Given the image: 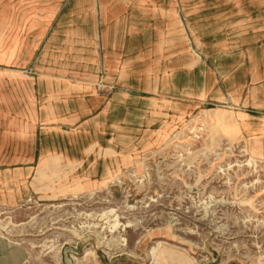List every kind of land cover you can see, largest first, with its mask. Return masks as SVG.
Wrapping results in <instances>:
<instances>
[{"label": "rangeland", "instance_id": "rangeland-1", "mask_svg": "<svg viewBox=\"0 0 264 264\" xmlns=\"http://www.w3.org/2000/svg\"><path fill=\"white\" fill-rule=\"evenodd\" d=\"M72 1L0 0V264H264V0Z\"/></svg>", "mask_w": 264, "mask_h": 264}, {"label": "crops", "instance_id": "crops-1", "mask_svg": "<svg viewBox=\"0 0 264 264\" xmlns=\"http://www.w3.org/2000/svg\"><path fill=\"white\" fill-rule=\"evenodd\" d=\"M81 29L82 28L78 24L72 26L73 32L80 33L82 31ZM83 31H85V29H83ZM92 31L95 32L94 29H92ZM119 31L123 32L124 30L120 29ZM251 73H249L251 77L254 78V77L259 76L258 77L259 79H257L256 81H253V83H251L250 86H249V83H247V85L243 88L242 93H241L242 98H247L246 102L244 101V99L241 100L242 102L241 104L245 102V104L243 105V108H245V110L241 111L245 115L243 119L244 120L243 133L248 138L249 149L255 155L264 156V73L262 76L258 74H254V73L251 74ZM52 74L53 75L51 76L53 77H51L50 79L54 78L55 76L54 72ZM49 96H59V95L51 93L49 94ZM110 108H111V105L109 106V110ZM54 109L53 110L58 113L59 108H54ZM242 118L243 117L241 114H238V116L236 117L237 122L239 124H241L240 120H242Z\"/></svg>", "mask_w": 264, "mask_h": 264}, {"label": "bare ground", "instance_id": "bare-ground-1", "mask_svg": "<svg viewBox=\"0 0 264 264\" xmlns=\"http://www.w3.org/2000/svg\"><path fill=\"white\" fill-rule=\"evenodd\" d=\"M205 113L208 114L209 116L216 117L219 119L220 124L216 125V127L219 126L220 131L223 129L225 135L228 138H231L232 135H234L240 130V124L237 122V119L235 116H227L226 114L220 115L218 111L216 110L206 111ZM253 161H255V159L251 158L250 162H253Z\"/></svg>", "mask_w": 264, "mask_h": 264}]
</instances>
